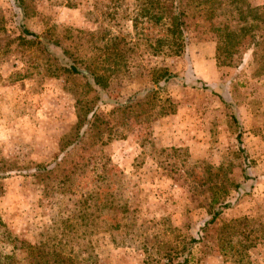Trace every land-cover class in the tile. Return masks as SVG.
Returning <instances> with one entry per match:
<instances>
[{"label": "rangeland", "instance_id": "1", "mask_svg": "<svg viewBox=\"0 0 264 264\" xmlns=\"http://www.w3.org/2000/svg\"><path fill=\"white\" fill-rule=\"evenodd\" d=\"M22 2L0 0V215L11 232L34 242L78 216L62 238L79 264H264V57L239 48L219 65L215 33L192 24L181 55L151 54L144 29L120 59L105 44L113 34L137 40L122 19L131 0ZM18 24L58 35L77 66L96 68V91L83 95L87 78L22 41ZM82 96L99 133L67 155L71 182L61 172L36 180L31 169L58 152ZM93 184L109 187L112 205L90 211L118 215L113 240L101 219L80 221Z\"/></svg>", "mask_w": 264, "mask_h": 264}, {"label": "trees", "instance_id": "2", "mask_svg": "<svg viewBox=\"0 0 264 264\" xmlns=\"http://www.w3.org/2000/svg\"><path fill=\"white\" fill-rule=\"evenodd\" d=\"M15 1L23 5L22 0ZM110 1L115 3L113 7L115 9L122 7L124 0ZM97 4L95 2V6ZM122 13V19L130 21L131 28L138 38L131 41L113 34L107 39L109 43L105 44L106 50L116 52L120 59L127 51L138 47L139 37L144 29L149 35L146 36L145 41L151 54L181 55L187 47L186 30L192 24L208 27V31L215 33L214 58L219 65L232 64L234 59L240 57L237 53L240 51L239 48L243 50L247 47L251 48L253 58L256 53L264 57V3L255 4L251 0H131L129 5L123 6ZM214 18L217 19V26L213 24ZM18 25L21 34L25 37L22 41L32 42L40 52L59 62L60 67L87 78L83 95L85 92L96 91V86H99L96 68L91 64L77 66L74 58L76 56H72L69 47L62 43L58 35L50 31L36 34L23 24ZM162 72L165 79L172 77V74L165 70ZM92 102L86 96L75 98V122L61 137L58 152L49 162L34 166L29 173L30 176L38 181H44L56 178L61 172L66 177L65 182L73 180V172L68 174L64 166L66 157L87 136L99 133L102 122ZM107 184L102 192H99L94 184L85 191L82 200L84 211L79 218L84 224L101 219L108 224L107 234L112 237L111 230L116 229L112 225L115 226L114 224L118 222V215L92 214L93 212L90 211L98 207L106 209L112 205V199H108L106 194L109 189ZM62 185L64 183L60 186ZM76 217L78 216L60 220L62 228L59 234L53 232V228L47 227L38 233V238L34 242H29L11 232L0 215V264H79L77 260L76 262L72 260L74 258L72 254L64 249V246L69 244L70 237L68 240L62 238L74 234L76 222L73 219L76 221ZM91 234L92 231L86 229L82 235L85 237L87 248H91ZM170 261L167 260L165 264H170Z\"/></svg>", "mask_w": 264, "mask_h": 264}]
</instances>
